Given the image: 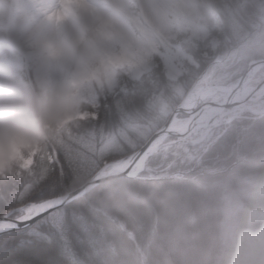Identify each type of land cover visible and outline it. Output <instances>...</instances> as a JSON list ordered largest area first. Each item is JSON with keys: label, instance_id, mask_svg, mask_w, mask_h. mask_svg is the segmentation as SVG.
<instances>
[{"label": "trees", "instance_id": "16d2710c", "mask_svg": "<svg viewBox=\"0 0 264 264\" xmlns=\"http://www.w3.org/2000/svg\"><path fill=\"white\" fill-rule=\"evenodd\" d=\"M214 3L223 4L224 9L234 6L230 0ZM255 12V9L235 11L236 18L250 34L258 28L255 24L264 27ZM236 48L238 52H245L238 61L243 64L264 57V48L250 46L245 41ZM186 51L198 56L193 46L187 45ZM12 57L17 61L18 58ZM235 58L236 54L230 64ZM7 61L8 64L0 62V66L14 68L19 77L27 81L23 67H15L11 60ZM210 62L201 64L183 92L212 82L207 75ZM228 64L227 59L225 65ZM172 86L161 69L155 67L131 83L126 92L100 97L95 117L70 124L69 134L99 142L104 135L126 130L130 123L154 122L159 127L164 119L153 106V94L161 92L169 99ZM172 99L175 106L180 95ZM129 133L139 147L143 139ZM125 149L116 156H126L132 150ZM45 151L55 152L58 164L49 162L45 154L40 166L43 178L22 180L30 184L26 193L30 200L53 197L79 183L72 147L52 138L45 143ZM183 158L182 153L179 156L172 149L153 153L146 160L147 169L142 176L103 181L35 223L1 234L0 264H50L51 261L56 264H197V255L202 254L199 238H206L211 230L213 235L221 236L219 227L226 194L230 190L246 193L264 189L261 187L264 183V114L244 113L234 117L218 127L217 136L199 152L195 161ZM8 178H0V216L20 201L17 192L22 181ZM212 202L218 206H212ZM207 217L210 218L208 223L205 222ZM178 222L183 225L185 237L181 253L167 238L171 225Z\"/></svg>", "mask_w": 264, "mask_h": 264}, {"label": "rangeland", "instance_id": "374dc122", "mask_svg": "<svg viewBox=\"0 0 264 264\" xmlns=\"http://www.w3.org/2000/svg\"><path fill=\"white\" fill-rule=\"evenodd\" d=\"M146 1L115 0L116 3L122 6L120 19L123 23V29L118 38L117 36L114 37V45L103 48L100 52L106 78L100 77L86 82L80 92L82 101L80 112L63 130L53 137L59 144L62 143L74 149V162L76 161L78 168L76 169L78 171L76 176L79 181L78 185L97 173L106 163L125 157H119L116 154L123 153L126 147L132 149L131 152L138 148L137 140L132 137L133 135L129 131L135 137L143 139V142L139 144L141 146L151 133L158 128L154 122L130 123L127 124L129 131L126 129L118 133L104 135L99 142L69 134L70 124L95 117L100 97H111L126 92L131 83L149 74L155 67H159L164 77L173 83L169 99L162 96L161 92L154 93L152 98L155 110L158 111L161 119L165 121L174 107L171 102L172 98L179 95L180 99L184 97V87L204 62L212 61L207 72L210 81H212L211 83L230 84L234 83L245 72L249 62L264 58H255L246 64L238 62L245 54L241 50V52H238L236 48L241 42L245 41L250 46L264 48V27L260 28L258 24H255L256 26H254L258 28L250 34V31L243 26L235 14V11L239 9L245 11L255 9L258 19L264 22V0H230L234 4V6H230L231 9H224L223 4L218 5L214 3L215 0H171V4L181 12L179 15L151 14L148 12L150 7ZM19 2L30 3L31 0H19ZM46 2L52 5V10L55 12L58 10L57 5L68 4L73 0H46ZM226 39L228 42H225ZM187 45L195 47L198 56L186 51ZM234 54H236V58L230 64ZM12 56L18 58L17 61ZM224 56L229 60L228 65H225L227 59ZM7 59L11 60V64L15 67H23L27 81L35 79L32 60L26 52L20 49L19 42L14 37L7 41L0 39V62L3 61L8 64ZM1 66L9 67L4 64H1ZM221 66L222 68H220ZM243 67H245L243 72L237 77H233ZM263 79L264 64L254 70V74L247 84L255 86ZM218 93L217 90L212 97ZM260 94H250L246 103L251 108L259 102L264 104V94ZM212 97H205L204 101ZM250 109L230 113L214 125L190 131L187 135L181 136V140L163 145L154 153L172 149L179 156L182 153L183 159L195 161L194 158L199 152L201 153L208 142L217 136V129L220 125L244 113H251L255 116L264 114H259L254 112V109ZM176 117L183 118L184 116L180 117L177 114ZM177 124L178 121L173 122L172 127H176ZM64 132L66 133L63 134ZM63 135H66L65 138H62ZM174 139H176L174 136H167L162 142H171ZM70 140L72 143L69 142ZM45 154H47L49 162H58L55 152L49 151L47 153L44 145L41 151L25 162L26 171H22L19 176L8 175L4 178L9 177L15 182L26 180L28 177L30 180L43 178L40 166ZM107 158L112 159L106 160ZM146 169L145 163L143 171L138 176H142ZM57 172L59 173V170ZM24 182L22 181L17 192V198L20 200L18 205L8 210H13L10 214L11 217L23 214L25 206L31 203L35 204L46 200L28 199L26 193L30 184ZM75 187L62 191L55 196ZM261 187H264V183ZM212 206L217 207L218 204L212 202ZM21 207L24 208L19 209ZM223 207V216L219 227L221 236L218 238L217 235H213L211 230L209 236L204 239L199 238L202 254L199 251L200 255H197L199 262L197 264H211L212 261L214 264H264V189H256L246 193H237L230 190L225 196ZM14 212L16 214H13ZM209 220L210 218L207 217L205 222L208 223ZM216 222H218V219H216ZM171 226L172 231L169 235L167 234L168 241L172 243L171 246L178 253H181L182 242L185 241L183 225L178 222ZM211 256L213 258H209ZM50 264H56V262L51 261Z\"/></svg>", "mask_w": 264, "mask_h": 264}, {"label": "clouds", "instance_id": "9594fccd", "mask_svg": "<svg viewBox=\"0 0 264 264\" xmlns=\"http://www.w3.org/2000/svg\"><path fill=\"white\" fill-rule=\"evenodd\" d=\"M0 0V39L16 38L35 79L0 66V178L22 174L26 161L80 112L81 89L105 77L100 52L123 29L115 0Z\"/></svg>", "mask_w": 264, "mask_h": 264}, {"label": "water", "instance_id": "95a60500", "mask_svg": "<svg viewBox=\"0 0 264 264\" xmlns=\"http://www.w3.org/2000/svg\"><path fill=\"white\" fill-rule=\"evenodd\" d=\"M262 64H264V58L249 62L245 72L239 78H237L234 83L204 85L197 88L195 92L188 93L186 98L192 97V103L190 105H185V101L187 99H184L177 106H175L168 115L165 122L156 130H154L141 146L130 152L125 157L106 163L97 173L93 174L91 177L86 179L83 183L72 190L57 195L53 198L46 199L42 202L35 204L31 203L28 206H25L23 214L19 216L11 217L10 214L13 210H10L0 216V235L9 231L23 229L35 223L45 215L66 205L103 181L119 177H137L138 174L143 171L148 157L151 156L158 148L162 147L163 145L175 143L178 140H181V136L187 135L188 132L193 131L194 129L216 124L217 122L208 121L199 125L201 118H203L213 108H218V110L227 108L231 111L238 105L242 104L245 100L249 99L250 94L257 93V91L260 90V87H262L264 84V79L257 85L253 87L251 86L243 100H241V98L235 99V95L239 90L238 87L244 81L245 75L250 70H255ZM248 81L249 80L246 82ZM217 90L219 93L216 96H213L207 101H202L204 97L211 96ZM221 90L224 91V94H221ZM263 94L264 92H262L260 95ZM179 112L184 113L186 116L184 118L178 119L176 114ZM175 121H178V124L176 127H172V123ZM167 136H174L176 139L171 142H162ZM23 208L24 207H21L19 209ZM29 208L33 209L29 210ZM47 209L54 210L46 211ZM21 221H23V223H19Z\"/></svg>", "mask_w": 264, "mask_h": 264}, {"label": "bare ground", "instance_id": "6f19581e", "mask_svg": "<svg viewBox=\"0 0 264 264\" xmlns=\"http://www.w3.org/2000/svg\"><path fill=\"white\" fill-rule=\"evenodd\" d=\"M146 3L149 5V13L151 14H174V15H179L181 12L176 9L174 5H172L171 0H147ZM118 38V35H117ZM117 41V40H116ZM254 74V70H250L244 78V81L239 85V90L238 93L235 95V99L241 98L243 100L245 96L247 95V91L251 88L248 84H246L247 80H250L251 76ZM253 87V86H252ZM264 92V84L262 87H260V90L257 91V93H262ZM221 94H224V91L221 90ZM216 96V95H215ZM221 99V98H220ZM254 100V99H252ZM252 108L250 107L249 104L246 103V100L232 109L231 111L227 108H224L222 110H218V108H213L209 113H207L203 118H201V121L199 122L200 124L206 123L208 121H213L217 122L220 119H222L224 116L234 113L236 111H242L244 109H254V112L262 113L264 112V104L262 102L254 104ZM252 106V105H251ZM250 109V110H251ZM195 130V129H194ZM33 208H29V210H32ZM28 212V210H27ZM29 213V212H28Z\"/></svg>", "mask_w": 264, "mask_h": 264}, {"label": "snow or ice", "instance_id": "6c2138e0", "mask_svg": "<svg viewBox=\"0 0 264 264\" xmlns=\"http://www.w3.org/2000/svg\"><path fill=\"white\" fill-rule=\"evenodd\" d=\"M54 209H47L46 211H52ZM34 218V217H33ZM19 223H23V221L19 222Z\"/></svg>", "mask_w": 264, "mask_h": 264}, {"label": "flooded vegetation", "instance_id": "af4514ba", "mask_svg": "<svg viewBox=\"0 0 264 264\" xmlns=\"http://www.w3.org/2000/svg\"><path fill=\"white\" fill-rule=\"evenodd\" d=\"M247 84V83H246Z\"/></svg>", "mask_w": 264, "mask_h": 264}]
</instances>
